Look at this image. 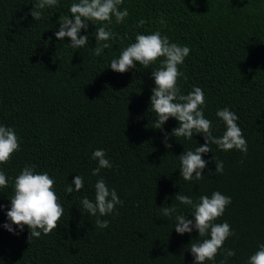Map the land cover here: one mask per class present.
Wrapping results in <instances>:
<instances>
[{"label":"trees","instance_id":"obj_1","mask_svg":"<svg viewBox=\"0 0 264 264\" xmlns=\"http://www.w3.org/2000/svg\"><path fill=\"white\" fill-rule=\"evenodd\" d=\"M74 2L79 0H59L35 20L31 10L38 0H0V126L12 127L20 143L11 161L0 164L8 180L0 188V264H194L191 244L210 235L175 231L176 215L194 221L192 206L175 195L198 203L214 191L231 197L215 223L227 222L234 235L205 264H248L264 244V0H124L120 9L129 15L120 24L113 17L108 28L116 38L101 56L93 50L104 43L95 36L102 23L81 29L89 43L80 49L69 46V37L56 38L60 18H71ZM141 19L145 24L137 27ZM156 31L190 48L178 66L184 73L178 87L185 95L194 87L203 90L212 134L219 138L226 131L216 112L227 107L238 115L247 140L246 154L210 145L212 151L201 154L208 163L199 181L183 179L178 157L203 145V135L175 137L179 121L171 117L163 130L152 127L158 119L150 106L152 71L164 58L148 68L137 62L124 73L110 67L137 34ZM97 149L112 164L99 176L92 175ZM214 158L223 161L222 174H213ZM32 165L54 178L64 214L57 229L29 240L27 225L23 231L13 225L19 234L3 225L10 223L15 179ZM77 175L84 178L83 189L66 193ZM100 178L123 201L102 217L80 204L84 197L95 200ZM169 206L177 212L165 217L161 208ZM97 218L108 220V227H97ZM228 249L235 255L226 258Z\"/></svg>","mask_w":264,"mask_h":264},{"label":"clouds","instance_id":"obj_2","mask_svg":"<svg viewBox=\"0 0 264 264\" xmlns=\"http://www.w3.org/2000/svg\"><path fill=\"white\" fill-rule=\"evenodd\" d=\"M59 0H38L31 10V15L35 20H40L42 11L46 7L58 5ZM124 0H79L70 6L71 18L64 16L60 18L59 30L55 32L58 40L65 37L71 39L70 47L80 49L89 43L87 35H79L81 29H87L89 22L96 24L102 23L104 26L96 30V41L104 42L95 47L93 54L101 56L104 49L111 48L112 45L107 41L114 40L116 34L108 28L112 24L113 17L117 24L123 23L128 17L127 8L121 10ZM106 22V23H105ZM163 24V19L161 20ZM145 21L141 19L137 27H142ZM190 54L188 46H180L170 43L167 36H162L159 31L151 34H137L135 42L131 43L122 50L119 58L112 59L110 67L113 71L124 73L129 69L136 68L139 62L144 68L154 64L159 58L163 57L161 66L158 70L152 71L155 87L152 89L151 110L155 112L158 119L153 123V128L163 130V125L169 118L179 121V126L172 130L175 137H185L191 140L194 133L202 134L205 140L203 145L198 146L195 151L182 153L178 158L181 161L180 175L185 181H192L193 178L199 181L204 178L203 170L208 163L202 158L201 154L212 151V144L217 145L224 151L237 149L247 153V140L243 135L242 129L238 126V115L225 107L216 112L226 126V131L221 137L212 134V121L206 119L202 106L205 105L204 92L200 87L194 89L187 95L182 94L178 87V79L184 75L179 70V65L185 61V57ZM167 141V135L165 136ZM166 147L170 145L166 144ZM19 137L12 127L0 126V164H7L11 161L14 152L19 151ZM92 158L98 161V167L92 170V175L99 176L101 169L111 168L112 164L106 158L103 149H97L92 153ZM215 162L214 175L222 174L224 171L223 161ZM35 166H25L14 182V196L11 198V207L7 211V218L10 223L3 226L9 232H15L13 225L21 231L24 226L30 229L29 240L32 237L39 238L41 234H50L57 229L59 222L64 214V208L59 202V197L54 191L55 180L47 172L43 174L34 171ZM74 185V187H73ZM8 180L3 171H0V188H7ZM84 187V178L77 175L71 184L65 188L66 193L81 191ZM175 199L181 204L191 205L193 208L194 221L184 215H176L175 231L178 234L191 233L193 229L198 231L199 237L210 238L202 242L192 243L190 250L194 256V264H205V261H215L224 242L234 235L227 222L215 223L221 217L227 206L231 203V197L214 191L211 197L202 195L199 202L194 203L193 199L187 195L176 194ZM80 204L87 214L91 216H106L116 211V205H123V201L118 197L116 190L109 189L103 178L95 184V200L92 201L84 197ZM3 207V205H0ZM162 214L171 217L177 212L176 207H162ZM99 228H107L108 220L97 218L95 221ZM225 257H232L235 252L228 249L224 253ZM221 264H225L221 261ZM248 264H264V244L249 257Z\"/></svg>","mask_w":264,"mask_h":264}]
</instances>
